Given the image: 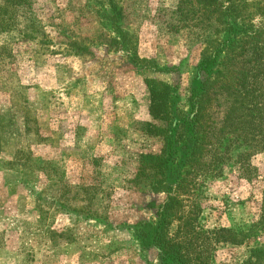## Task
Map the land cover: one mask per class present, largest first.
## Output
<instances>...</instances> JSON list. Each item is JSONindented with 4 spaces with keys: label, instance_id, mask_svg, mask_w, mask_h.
Listing matches in <instances>:
<instances>
[{
    "label": "rangeland",
    "instance_id": "rangeland-1",
    "mask_svg": "<svg viewBox=\"0 0 264 264\" xmlns=\"http://www.w3.org/2000/svg\"><path fill=\"white\" fill-rule=\"evenodd\" d=\"M118 1L125 42L105 0H0V264H168L152 244L168 190L136 177L137 156L167 158L174 187L185 149L141 129L153 121L144 79L174 87L173 114L188 110L203 43L175 26L178 0ZM214 97L213 117L235 127L233 95ZM249 161L251 179L232 159L182 196L196 231L255 228L241 243L204 235L207 264L264 249V151Z\"/></svg>",
    "mask_w": 264,
    "mask_h": 264
},
{
    "label": "trees",
    "instance_id": "trees-1",
    "mask_svg": "<svg viewBox=\"0 0 264 264\" xmlns=\"http://www.w3.org/2000/svg\"><path fill=\"white\" fill-rule=\"evenodd\" d=\"M105 1L106 19L118 39L129 40L119 1ZM175 26L188 28L193 38L200 37L203 43L195 68L197 83L187 90L188 110L179 108L173 114L174 87L157 78H145L153 121H145L141 129L160 138L168 150L183 144L185 158L180 161L174 187L166 183L169 160L162 154L140 152L136 177L145 176L151 185L168 190L158 206V224L152 236L159 259L168 264H207L205 246L210 242L205 241L204 235L213 238L214 243H241L255 229L236 232L222 227L196 231V216L184 208L182 196L188 192L193 177L217 176L232 159L245 178L255 175L249 159L264 151V0H178ZM222 34H226L225 39ZM136 63L147 69L155 67L146 59ZM219 92L227 97L233 95L239 109L238 124L231 129L212 115L214 96ZM173 222L177 223L176 229L170 233ZM250 252L241 264H261L264 249Z\"/></svg>",
    "mask_w": 264,
    "mask_h": 264
}]
</instances>
